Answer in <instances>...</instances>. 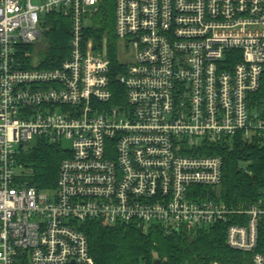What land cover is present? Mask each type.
Returning <instances> with one entry per match:
<instances>
[{
  "label": "built area",
  "instance_id": "1",
  "mask_svg": "<svg viewBox=\"0 0 264 264\" xmlns=\"http://www.w3.org/2000/svg\"><path fill=\"white\" fill-rule=\"evenodd\" d=\"M105 1L0 0V264H96L92 221L167 235L223 222L227 244L264 264V202L211 197L224 171L212 150L264 140L253 103L264 0H110L128 57L116 77L121 104L107 41L101 49L89 35ZM51 13L70 20L69 55L51 69L27 67L21 51L43 41ZM36 140L69 153L53 190L22 179L20 149Z\"/></svg>",
  "mask_w": 264,
  "mask_h": 264
},
{
  "label": "trees",
  "instance_id": "2",
  "mask_svg": "<svg viewBox=\"0 0 264 264\" xmlns=\"http://www.w3.org/2000/svg\"><path fill=\"white\" fill-rule=\"evenodd\" d=\"M48 30L39 46H24L26 66L38 63L40 68L51 69L69 55L70 20L59 14L48 16ZM89 35L97 47L107 41L111 60V76L116 104L123 100L124 87L117 74L124 67L119 61L115 9L107 0L91 17ZM254 105L264 113V74L261 88L253 95ZM224 159L223 180L212 198L230 205H251L264 202V140L245 142L240 137L212 150ZM66 148L44 140H36L20 149L19 163L24 169L22 179L38 190H53L59 167L68 156ZM205 196V195H204ZM234 221V220H233ZM226 223L209 228H184L172 235L161 228L152 227L147 232L125 224L108 225L100 221L89 222L86 232L90 251L96 264H251L252 253L231 248L226 242ZM256 251L264 254V217L260 222L259 242Z\"/></svg>",
  "mask_w": 264,
  "mask_h": 264
},
{
  "label": "rangeland",
  "instance_id": "3",
  "mask_svg": "<svg viewBox=\"0 0 264 264\" xmlns=\"http://www.w3.org/2000/svg\"><path fill=\"white\" fill-rule=\"evenodd\" d=\"M34 1H37V0H34ZM116 41V46H117V53H118V57H119V61L120 62H125L127 60L128 57H125V55L123 54L124 52L126 53V44L120 40H117V38L115 39ZM42 44V41H39L36 43L35 46H39ZM64 146L65 147H69L70 146V142L66 141L64 143Z\"/></svg>",
  "mask_w": 264,
  "mask_h": 264
},
{
  "label": "water",
  "instance_id": "4",
  "mask_svg": "<svg viewBox=\"0 0 264 264\" xmlns=\"http://www.w3.org/2000/svg\"><path fill=\"white\" fill-rule=\"evenodd\" d=\"M153 264H161V260L160 259H155Z\"/></svg>",
  "mask_w": 264,
  "mask_h": 264
}]
</instances>
